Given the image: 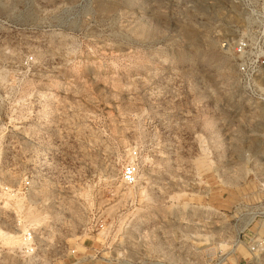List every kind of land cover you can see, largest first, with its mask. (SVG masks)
Instances as JSON below:
<instances>
[{
    "label": "rangeland",
    "instance_id": "rangeland-1",
    "mask_svg": "<svg viewBox=\"0 0 264 264\" xmlns=\"http://www.w3.org/2000/svg\"><path fill=\"white\" fill-rule=\"evenodd\" d=\"M25 174L0 228L32 264H264V0H0V177Z\"/></svg>",
    "mask_w": 264,
    "mask_h": 264
},
{
    "label": "built area",
    "instance_id": "built-area-1",
    "mask_svg": "<svg viewBox=\"0 0 264 264\" xmlns=\"http://www.w3.org/2000/svg\"><path fill=\"white\" fill-rule=\"evenodd\" d=\"M239 53L243 54L244 51L242 48L238 51ZM245 67L241 68L242 72H245ZM138 165L135 163L128 164L123 171V182L124 184L128 186H132L136 184L137 177H138ZM33 186V180L32 177L25 174L21 179L16 180L13 183H9L6 180H4L2 177H0V196L1 199L6 198H17L19 196L25 195L29 193ZM264 209V207H263ZM22 242H23V249L22 252L26 256H34L36 253V243L35 238L33 236V232L29 230L28 232L24 233L21 236ZM252 252L256 251V246H253L251 248Z\"/></svg>",
    "mask_w": 264,
    "mask_h": 264
},
{
    "label": "bare ground",
    "instance_id": "bare-ground-1",
    "mask_svg": "<svg viewBox=\"0 0 264 264\" xmlns=\"http://www.w3.org/2000/svg\"><path fill=\"white\" fill-rule=\"evenodd\" d=\"M131 152L129 151L128 154L126 156L129 155V159L132 160V157H131ZM134 159V158H133ZM2 176V175H1ZM132 187V186H131ZM130 188V187H129ZM132 190V188H131ZM128 191H130L128 189ZM131 192V191H130ZM143 196V195H142ZM0 199H1V196H0ZM9 200H15V203H16V207L18 208H21L22 207V199H17V198H14V199H11V198H8ZM11 203L8 202V201H5V206L8 207L10 206ZM38 222V220L36 221V223ZM23 231L26 233L28 232L27 231V226H24V229ZM22 236V235H21ZM21 236L16 233L14 234H11L10 232H6L4 230H2L0 228V240L4 243V245L8 246L9 249H11L10 251H14V249H18L22 255H24V253L22 252V249H23V242H22V239H21ZM224 247V245H222ZM226 246V245H225ZM233 248V247H232ZM37 259V256H29L26 260H25V264H32L34 261H36ZM14 260V259H13ZM5 261V260H4ZM225 261V259H224ZM143 264H150V263H143Z\"/></svg>",
    "mask_w": 264,
    "mask_h": 264
}]
</instances>
